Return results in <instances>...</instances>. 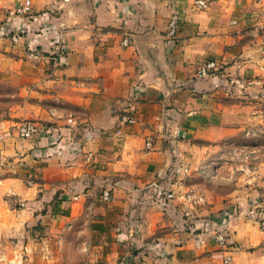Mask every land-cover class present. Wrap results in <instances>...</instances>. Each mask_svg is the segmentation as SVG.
Segmentation results:
<instances>
[{
    "label": "crops",
    "instance_id": "obj_1",
    "mask_svg": "<svg viewBox=\"0 0 264 264\" xmlns=\"http://www.w3.org/2000/svg\"><path fill=\"white\" fill-rule=\"evenodd\" d=\"M191 1L31 0L30 12L10 15L13 26H23L21 38L29 46L18 53L25 58L22 71H36L37 80L42 75L56 96L83 113L61 116L51 125L53 136L26 138L30 156L40 150L38 159L44 161L35 167L32 187L11 177L0 183L25 204L26 215L31 213L22 225L42 215L44 198L53 199L49 212L58 219L69 212L54 211V205L86 215L82 227L88 236L81 243L86 264H220L225 253L212 235L221 215L202 217L216 206L198 212L181 201L177 205L189 194L170 186L187 187L177 171L188 168L173 154H181L190 137L231 132L224 123L238 118L237 85L260 60L246 50L239 56L229 52L237 38L231 13L251 6L248 0H215L203 10L191 8ZM176 6L181 9L177 40L168 44L167 17ZM125 36L127 45L121 42ZM32 47L39 57L28 52ZM209 58L220 62L221 72L198 76V66ZM126 111L135 121L121 124ZM104 188L110 190L107 200ZM242 223L230 220L224 226L236 247L250 244L253 236L263 242V233Z\"/></svg>",
    "mask_w": 264,
    "mask_h": 264
},
{
    "label": "rangeland",
    "instance_id": "obj_2",
    "mask_svg": "<svg viewBox=\"0 0 264 264\" xmlns=\"http://www.w3.org/2000/svg\"><path fill=\"white\" fill-rule=\"evenodd\" d=\"M248 1L251 6L231 13L229 25L237 38L229 52L239 56L246 50L260 62L252 75L245 77L244 84L237 85L238 118L224 123L231 127V132L219 138L198 136L186 140L188 147L173 157L185 159L188 169L177 173L187 187L183 184L180 188L170 187L177 193L186 190L189 194L187 202L182 196L177 205L181 201L184 207L196 208L198 212L214 205L216 211L204 214L203 218L217 217L219 213V218H225V226L236 220L264 235V0ZM16 6L13 0H0V182L11 177L32 187L35 167L44 161L30 156V144L18 134L17 124L32 119L50 128L61 116L81 114L83 110L56 96L54 87L46 84L42 75V80L36 79V71L31 75L22 71L20 64L25 58L18 53L29 46L21 38L25 33L23 26L11 23L10 15L20 14ZM2 29L8 32L2 34ZM15 31L19 36L12 39ZM27 64L34 66L30 61ZM44 66L50 72L49 66ZM249 78L252 81L247 84ZM43 109L50 111L48 116H44ZM59 111L63 114H58ZM4 188L3 182L0 183V264H86V247L81 244L88 236L82 227L88 221L86 215L54 205V211L59 207L58 210L69 212L58 219L49 212L53 199L44 198L39 209L42 215L29 218L28 224L22 225L31 213L26 215L25 204L4 192ZM56 200L68 199L55 197ZM68 222L79 226L64 229ZM261 239L263 242L255 241L253 236L250 244L239 247L232 242L235 264H264V236Z\"/></svg>",
    "mask_w": 264,
    "mask_h": 264
},
{
    "label": "built area",
    "instance_id": "obj_3",
    "mask_svg": "<svg viewBox=\"0 0 264 264\" xmlns=\"http://www.w3.org/2000/svg\"><path fill=\"white\" fill-rule=\"evenodd\" d=\"M215 0H192L190 2V7L195 10H203L208 6L209 3ZM31 9V0H19L16 6V10L18 13H28ZM181 18V9H179L177 6L172 7V10L167 17V23H166V40L168 44H175L177 40V33H178V27L180 23ZM22 31V29H20ZM8 31L5 29H2V34L7 33ZM19 36L18 31H15L14 34H12V39H17ZM123 45H127L129 43L128 37H123L121 40ZM29 53L34 56L38 57L40 56V51L36 47H32L29 49ZM221 64L218 60L214 58H209L205 61H203L197 68L196 74L198 76H206V75H218L221 72ZM119 121L121 124H128L133 123L135 121V116L133 112L126 111L122 112L119 116ZM117 132L120 131V128L116 129ZM17 132L20 136L24 138H30L33 136H39L41 134H51L50 136H53V129L52 127H42L37 122H35L32 119H24L21 120L17 124ZM144 145L146 147L151 146V138L146 137L144 139ZM34 156H40V150H35L33 152ZM102 199L107 200L110 197V190L108 188H104L102 190ZM167 197H170L172 195V192H169L166 194ZM225 218H219L218 221H216V226L214 227L212 231V235L214 240L217 242L218 245L222 246L225 249V253L222 255L221 263L220 264H231L232 263V254L230 247L232 244V241L229 239V234L227 229L224 227Z\"/></svg>",
    "mask_w": 264,
    "mask_h": 264
}]
</instances>
